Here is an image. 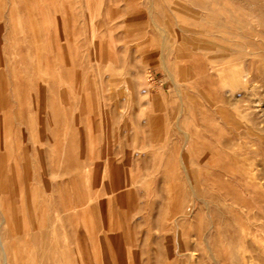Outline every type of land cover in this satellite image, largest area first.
Wrapping results in <instances>:
<instances>
[{
  "label": "rangeland",
  "instance_id": "obj_1",
  "mask_svg": "<svg viewBox=\"0 0 264 264\" xmlns=\"http://www.w3.org/2000/svg\"><path fill=\"white\" fill-rule=\"evenodd\" d=\"M0 264H264V0H0Z\"/></svg>",
  "mask_w": 264,
  "mask_h": 264
},
{
  "label": "bare ground",
  "instance_id": "obj_2",
  "mask_svg": "<svg viewBox=\"0 0 264 264\" xmlns=\"http://www.w3.org/2000/svg\"><path fill=\"white\" fill-rule=\"evenodd\" d=\"M219 53H220V52H219ZM219 53H218V54H219ZM222 54H223V53H222ZM220 56H221V55H220ZM227 57L229 58V56H227ZM227 57H226V55H225V58H227ZM223 58H224V56H223ZM223 60H225V59H223ZM226 62H227V61H226ZM226 62H225V63H226ZM238 73H239V72H238ZM234 75H235V74H234ZM219 76H221V74H220ZM221 77H222V76H221ZM229 78H230V77H229ZM220 79H221V78H220ZM230 79H231V78H230ZM239 79H240V78H239ZM240 81H241V80H240ZM236 82H237V81H236ZM231 83H232V81H231ZM214 104H215V103H214Z\"/></svg>",
  "mask_w": 264,
  "mask_h": 264
}]
</instances>
